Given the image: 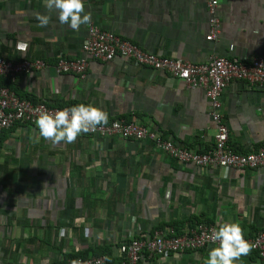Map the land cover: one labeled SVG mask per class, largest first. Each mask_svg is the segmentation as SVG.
<instances>
[{"label":"crops","instance_id":"0c3cea01","mask_svg":"<svg viewBox=\"0 0 264 264\" xmlns=\"http://www.w3.org/2000/svg\"><path fill=\"white\" fill-rule=\"evenodd\" d=\"M84 13L90 21L73 31L46 0H0V56L47 64L7 87L54 107L92 105L106 113L102 124L135 122L177 147L203 152L214 143L216 126L202 90L126 58L88 60L84 78L57 74L54 65L85 56L90 25L160 58L194 64L219 56L246 64L264 59V0H220L214 41L205 39L206 0H87ZM38 15L49 17L46 26ZM220 100L228 147L242 153L264 147V86L232 81ZM198 223L217 229L236 223L243 238L264 231V168L180 165L148 141L118 137L81 133L73 142L53 143L28 123L0 136V264H57L104 251L118 263L122 242L167 229L181 235ZM212 248L144 255L139 264H206ZM234 264L260 260L247 252Z\"/></svg>","mask_w":264,"mask_h":264},{"label":"built area","instance_id":"2783aa9c","mask_svg":"<svg viewBox=\"0 0 264 264\" xmlns=\"http://www.w3.org/2000/svg\"><path fill=\"white\" fill-rule=\"evenodd\" d=\"M87 0H83L86 2ZM220 0H206L209 15L208 35L206 41H214L220 31L221 20L217 14ZM84 57L60 58L54 65L57 74H75L82 78L87 70L88 60L110 62L120 57L126 58L135 65L149 67L155 71H166L172 77L182 80L188 90H202L210 108V117L216 126L213 145L206 151H193L175 145L171 140L162 139L144 125L123 120L100 124L91 128L86 135L99 138L118 137L136 142L148 141L180 165L191 164L197 168H234L256 170L264 168V147L256 152L242 153L229 148L228 129L223 124L221 113V94L232 81H244L249 87L264 86V59L254 58L248 64L236 58L211 57L206 62L189 63L187 61L160 58L141 50L135 44L90 25L87 37L83 41ZM47 64L39 59L11 61L0 56V78L14 82L17 77L32 71H41ZM69 108L54 107L44 102H33L17 96L9 87L0 85V136L18 123L36 126L35 121L40 113L55 114L57 110ZM216 226L198 223L183 234L173 229L155 232L147 239L130 238L117 247L119 262L117 264H139L145 255L148 258L163 257L196 251L206 246H218L213 239ZM248 245V252L256 254L260 264H264V231L251 238H243ZM60 264H113L105 255L67 260Z\"/></svg>","mask_w":264,"mask_h":264},{"label":"clouds","instance_id":"9594fccd","mask_svg":"<svg viewBox=\"0 0 264 264\" xmlns=\"http://www.w3.org/2000/svg\"><path fill=\"white\" fill-rule=\"evenodd\" d=\"M48 9L55 8L61 24H66L73 31L90 21V15L84 13L83 0H46ZM83 14V15H82ZM41 26H46L49 17L38 15ZM107 115L92 105L79 104L57 110L55 114L40 113L35 121L39 135L53 143L73 142L81 133L105 123ZM213 239L218 246L208 252L206 264H234L248 252V245L242 239L241 228L236 223H223L215 230Z\"/></svg>","mask_w":264,"mask_h":264},{"label":"trees","instance_id":"16d2710c","mask_svg":"<svg viewBox=\"0 0 264 264\" xmlns=\"http://www.w3.org/2000/svg\"><path fill=\"white\" fill-rule=\"evenodd\" d=\"M0 85H1V86H4V87H7V86H10L11 84H10V81H8L7 79L0 78ZM63 106H69V107H71V106H74V105H68V104L66 103V104L61 105V106H58V107H63ZM234 151H235V150H234ZM255 152H256V151H255ZM177 234H180V233L177 232ZM101 255H105V256L108 258L109 262H111V263H113V264H117V263H115V261H113V260L111 259V256H110V254H109L107 251H104V252H102V253H99V254L95 255L94 257L101 256ZM78 258H81V259H87V258H90V257H85V256H70V257H68V258H66V259L61 260V261L58 262L57 264L63 263V262H65V261H67V260H76V259H78ZM119 260H120V259L118 258V262H119Z\"/></svg>","mask_w":264,"mask_h":264}]
</instances>
